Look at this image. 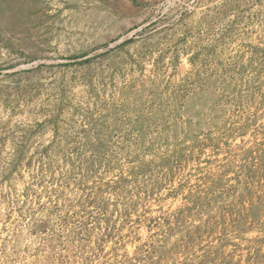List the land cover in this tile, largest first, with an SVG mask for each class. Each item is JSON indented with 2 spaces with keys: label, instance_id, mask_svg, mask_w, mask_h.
I'll return each instance as SVG.
<instances>
[{
  "label": "rangeland",
  "instance_id": "rangeland-1",
  "mask_svg": "<svg viewBox=\"0 0 264 264\" xmlns=\"http://www.w3.org/2000/svg\"><path fill=\"white\" fill-rule=\"evenodd\" d=\"M0 264H264V0H0Z\"/></svg>",
  "mask_w": 264,
  "mask_h": 264
}]
</instances>
